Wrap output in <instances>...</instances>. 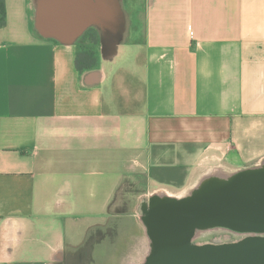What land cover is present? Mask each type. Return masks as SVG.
Returning <instances> with one entry per match:
<instances>
[{"label":"crops","instance_id":"0c3cea01","mask_svg":"<svg viewBox=\"0 0 264 264\" xmlns=\"http://www.w3.org/2000/svg\"><path fill=\"white\" fill-rule=\"evenodd\" d=\"M4 1L0 264L79 257L136 177L185 197L264 163V0Z\"/></svg>","mask_w":264,"mask_h":264},{"label":"water","instance_id":"95a60500","mask_svg":"<svg viewBox=\"0 0 264 264\" xmlns=\"http://www.w3.org/2000/svg\"><path fill=\"white\" fill-rule=\"evenodd\" d=\"M150 252L142 264H264V163L230 177H208L185 197L157 194L143 204ZM249 234L196 244L202 231Z\"/></svg>","mask_w":264,"mask_h":264},{"label":"rangeland","instance_id":"374dc122","mask_svg":"<svg viewBox=\"0 0 264 264\" xmlns=\"http://www.w3.org/2000/svg\"><path fill=\"white\" fill-rule=\"evenodd\" d=\"M129 183L117 192L103 220L90 231L95 239L68 264H128L142 254L147 240L150 245L147 227L142 220L143 204L154 195L166 194L154 192L157 188L143 177H136ZM247 235L220 228L210 229L200 232L195 243H231Z\"/></svg>","mask_w":264,"mask_h":264},{"label":"trees","instance_id":"16d2710c","mask_svg":"<svg viewBox=\"0 0 264 264\" xmlns=\"http://www.w3.org/2000/svg\"><path fill=\"white\" fill-rule=\"evenodd\" d=\"M5 24H6V6H5V1L4 0H0V27L5 26ZM92 59H93V53H85V54L80 55V57H79V65H78L79 68L80 69L90 68L91 65H84L82 63V61L86 62V63H90ZM92 234H88L87 238L85 239V241L81 245L80 249H86L88 247V245L90 244V242L95 239V237Z\"/></svg>","mask_w":264,"mask_h":264},{"label":"bare ground","instance_id":"6f19581e","mask_svg":"<svg viewBox=\"0 0 264 264\" xmlns=\"http://www.w3.org/2000/svg\"><path fill=\"white\" fill-rule=\"evenodd\" d=\"M149 252H150V245H149V241L147 240V242L145 243V249L142 252V254L138 256V258H132V260H130L128 264H142L145 261L146 257L148 256Z\"/></svg>","mask_w":264,"mask_h":264}]
</instances>
